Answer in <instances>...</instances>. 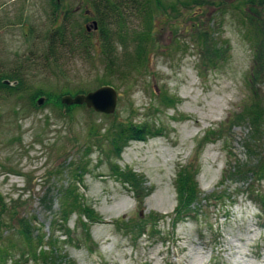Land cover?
<instances>
[{"label": "rangeland", "instance_id": "374dc122", "mask_svg": "<svg viewBox=\"0 0 264 264\" xmlns=\"http://www.w3.org/2000/svg\"><path fill=\"white\" fill-rule=\"evenodd\" d=\"M147 1L153 45L135 64L137 44L117 41L119 66L111 74L85 0H0V72L18 79L0 87V200L7 225L1 243L21 248L24 223L46 240L55 222L62 228L59 194L70 186L100 222L82 217L86 236L70 215V242L56 231L69 259L64 264H264V215L248 189L263 194L264 179L233 175L238 165L264 160V119L258 128L249 122L255 104L264 109V34L231 13L218 17L212 7L173 10L168 4L177 0H159L167 7ZM67 11L72 31L57 39L50 56L48 36ZM136 17L129 12L125 20L142 27ZM200 29L221 50L213 65L198 47ZM84 31L88 46L80 44ZM103 82L117 93L112 115L85 105L68 110L59 100L65 90L85 95L108 86ZM112 122L145 125L149 133L128 141L119 157L109 155L105 131ZM116 166L139 177L147 195L129 192ZM187 166L197 170L203 209L197 220L173 228L175 181ZM150 214L164 216L152 239L132 242L113 225Z\"/></svg>", "mask_w": 264, "mask_h": 264}, {"label": "trees", "instance_id": "16d2710c", "mask_svg": "<svg viewBox=\"0 0 264 264\" xmlns=\"http://www.w3.org/2000/svg\"><path fill=\"white\" fill-rule=\"evenodd\" d=\"M91 7V12L93 17H90L92 22L97 25V46L101 52V57L104 59L106 70L112 74V72L119 66L117 58V41L135 43L137 44V52L135 57V64L137 61L142 62L145 60V50L148 45L152 46V41L150 36L152 35V16L151 9H148L147 0H85ZM191 3V4H190ZM157 5H162L157 0ZM170 5V6H169ZM185 5L193 10V7H212L214 8L215 15L219 17L220 15L226 16L231 13L234 16H237L238 19H243L244 22H247L249 28H252L254 34L260 35L264 34V27L262 26L263 22L260 19H264V0H187L181 1L177 0L168 4L169 8L175 10L177 6ZM187 8V9H188ZM134 10V11H133ZM195 11V10H194ZM131 13L133 16H139L136 18H141L143 22L142 27L129 26L128 21L125 20V17L128 13ZM193 14H197L195 11ZM62 22L58 25L56 29L50 33L48 36V46H49V55L52 56L55 52L56 46L59 44L57 39L61 38L63 41L66 39V36L71 33L73 28L72 22L73 18L69 11L65 12ZM85 14L83 15V17ZM152 18V20H151ZM54 19L57 17L54 14ZM259 19V20H257ZM89 19L84 18V22H87ZM78 24V23H77ZM79 25V24H78ZM139 28V29H137ZM200 36L197 40L198 47L202 50V55L208 53L210 59V65H213L217 60H219V47L212 45L210 38H212V33H209L207 30H199L196 32V35ZM216 33V32H214ZM80 44L85 42L86 46L90 43L88 38L90 37L85 33L81 34ZM86 38V39H85ZM122 43V42H121ZM82 45V44H81ZM80 46V45H79ZM90 48H87L89 51ZM150 52V51H149ZM215 62H213V61ZM263 59L261 58L259 52L254 58V63L256 62L257 66L261 63ZM128 65L133 67V63L129 60ZM140 66V65H139ZM256 66H254V69ZM9 74H4L0 72V87H6L5 82L14 80L18 81L16 76H8ZM111 82H103L102 85H108ZM112 84V83H111ZM82 92V91H81ZM79 92H66L63 91L58 97L61 100L65 96H77L80 95ZM79 106L72 105L67 106L68 110L72 108H78ZM254 112L249 118V122L253 123L254 128H258V124L264 119V109L259 104L254 105ZM250 112V113H251ZM247 113V114H250ZM108 116V115H106ZM94 132V129H93ZM147 126H134L132 124L121 125L120 123H111V127L107 128L105 134L108 136V143H110V149L108 154H114L117 157L122 154L124 148L127 146L128 141L134 140L137 138L139 140L146 139L147 136ZM146 134V135H145ZM158 135V133H155ZM245 165L239 167L236 166L235 172L233 173L234 177L242 178L243 180L248 177L252 182L258 183L264 179V160H259L255 164H251L245 167ZM246 172H245V171ZM113 172L117 177L122 178V185L127 187L126 189L134 193V196L137 194L138 198L145 197L144 183L142 180L137 177L131 171H122L117 166L113 169ZM196 168L192 167H181L177 174V179L175 181V188L177 192V207L174 212L169 217L172 226L176 227L178 224L184 220L190 218L197 220L202 213L203 200L200 199V190L196 183ZM248 185V184H247ZM248 189L251 191V200L257 202L259 211L264 215V193L259 194L255 189H253L250 184ZM145 195V196H144ZM60 202V214L64 222H62V228L58 227V223L55 222L52 230L53 233L47 238L45 235H41V230L38 228H33V225H24L18 230V237L22 241V247L18 248L14 245L3 246V234L4 229L7 227L6 223L3 220L4 205L0 200V264H64L69 263L68 255L61 250L59 243V237L56 236V231H61L59 236L65 237L66 242H70L71 238L70 231L66 228V221L69 216L76 214L78 217V224L81 223L83 231L87 236L89 234V229L86 227L84 222L81 220L82 217H86L91 222H100L99 217L95 216L94 211L84 206L81 196L77 191L72 187L68 186L65 188L63 193L59 194ZM200 200V201H199ZM206 201V200H204ZM161 216L157 214H150L147 217L138 219L137 221H125V220H116L113 222L118 232L122 233V236L130 239L132 242L135 240L138 242L142 240L143 236H147L148 239H152V234L158 235L156 230V223L159 221ZM27 226V227H26ZM35 230V231H34ZM35 232H37L35 234ZM155 232V233H154ZM55 233V234H54ZM65 242V243H66Z\"/></svg>", "mask_w": 264, "mask_h": 264}, {"label": "water", "instance_id": "95a60500", "mask_svg": "<svg viewBox=\"0 0 264 264\" xmlns=\"http://www.w3.org/2000/svg\"><path fill=\"white\" fill-rule=\"evenodd\" d=\"M94 29H97L96 23H93ZM117 93L114 88L105 86L99 88L95 92L85 95H77L75 97L65 96L62 99L63 104L67 106H80L85 105L88 109H92L97 113L112 115L115 112L117 105ZM42 101H38V105H41Z\"/></svg>", "mask_w": 264, "mask_h": 264}]
</instances>
